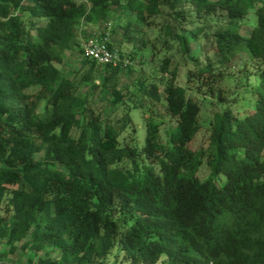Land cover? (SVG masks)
<instances>
[{
    "label": "trees",
    "instance_id": "16d2710c",
    "mask_svg": "<svg viewBox=\"0 0 264 264\" xmlns=\"http://www.w3.org/2000/svg\"><path fill=\"white\" fill-rule=\"evenodd\" d=\"M114 4L129 12L125 34L162 18L159 34L193 65L184 85L170 57L165 75L140 71L141 130L122 61L85 55L80 81L59 66L79 27ZM203 39L218 59L193 58ZM96 73L103 80L80 93ZM188 89L220 105L202 138ZM263 152L264 0H0V239L10 251L23 242L45 253L41 264H264Z\"/></svg>",
    "mask_w": 264,
    "mask_h": 264
},
{
    "label": "rangeland",
    "instance_id": "374dc122",
    "mask_svg": "<svg viewBox=\"0 0 264 264\" xmlns=\"http://www.w3.org/2000/svg\"><path fill=\"white\" fill-rule=\"evenodd\" d=\"M29 2L30 1H26V3ZM128 15L129 12L122 9L119 4H114L109 16L105 20L95 21L80 26L76 43L66 51L64 62L59 66L63 68L64 74L70 78L76 79V81H80L83 73L90 67V65L86 63V56L83 50L84 43L88 38L103 33L104 31H108L110 33L111 46L120 51L122 57H127L129 60L127 64L122 60L119 72V78L121 81L120 87L124 93H126V100L132 108V118L136 123L137 128L141 130V113L139 110L135 109L138 103H134V97H131V95L135 94L137 91L135 84H137V76L140 71L143 70L148 74H155L157 76L165 75L159 71V68L162 60L165 57H170L172 60L171 68L175 67V65H178L179 67L180 76L178 83L184 85L186 73L193 65L190 60L183 57L178 44L173 42L169 34H166L164 30H162V35L159 34L158 30L163 27L162 24L164 23L162 18H157V23L155 25L156 28H153L148 34L142 35L140 32L136 33V31H131L125 34L123 32V27L120 25H124L126 23ZM192 17L191 15L188 17L189 22L192 21ZM108 22H111L112 26L110 28H107ZM249 28L250 27L246 25L243 28V32L248 34L250 31ZM186 29L187 28H184L182 32H186ZM143 38L146 42L148 41L146 45L143 44ZM165 39H168L167 46L163 45V40ZM190 53L194 59L200 58L201 61L208 58L212 60L218 59L215 54V49L211 47V42L206 39H203L201 42L192 41V49ZM218 62L216 65L221 66L222 63ZM102 80L103 75L101 73H96L92 81H82L80 84V93L84 94L89 92L94 83H98ZM187 91L188 95L194 98L201 105L200 121L203 128L198 137L202 138L204 129L209 126L208 123H210V121L214 118V115L219 111L220 105L214 98L205 95L203 89L200 91L188 89ZM121 114L122 110L118 112V115ZM37 157H39V155ZM261 158H264V152ZM198 175L201 178H204L207 175L209 176L207 167L202 168V170L198 172ZM224 179L225 175L221 174L216 178V181L220 183ZM0 212L3 213V211ZM22 243L23 242L18 243L14 251H10V247L6 241L0 239V264H41L40 259L46 257L45 253L43 251L36 253L30 249L23 250L21 248ZM50 257L53 260H59L60 254L59 252H51ZM121 257L122 256H120V258ZM122 263L128 264L127 262Z\"/></svg>",
    "mask_w": 264,
    "mask_h": 264
},
{
    "label": "built area",
    "instance_id": "2783aa9c",
    "mask_svg": "<svg viewBox=\"0 0 264 264\" xmlns=\"http://www.w3.org/2000/svg\"><path fill=\"white\" fill-rule=\"evenodd\" d=\"M107 25V28L112 26L111 22H108ZM109 42L110 33L108 31H104L103 33L90 37L83 45L84 53L87 57L102 65H116L122 60L127 64L129 62L127 57L121 59L119 51L115 48H110Z\"/></svg>",
    "mask_w": 264,
    "mask_h": 264
}]
</instances>
